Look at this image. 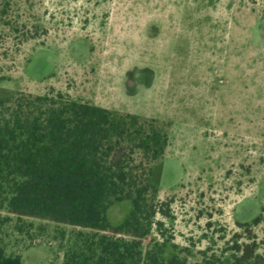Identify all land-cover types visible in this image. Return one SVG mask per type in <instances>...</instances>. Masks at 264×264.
I'll list each match as a JSON object with an SVG mask.
<instances>
[{"label":"rangeland","instance_id":"obj_1","mask_svg":"<svg viewBox=\"0 0 264 264\" xmlns=\"http://www.w3.org/2000/svg\"><path fill=\"white\" fill-rule=\"evenodd\" d=\"M0 76V100L54 89L165 123L153 180L172 216L145 247L169 239L194 263L251 228L264 254V0H0ZM1 215L8 254L62 264L72 225Z\"/></svg>","mask_w":264,"mask_h":264},{"label":"trees","instance_id":"obj_2","mask_svg":"<svg viewBox=\"0 0 264 264\" xmlns=\"http://www.w3.org/2000/svg\"><path fill=\"white\" fill-rule=\"evenodd\" d=\"M169 140L157 118L118 114L63 91H21L1 99L0 220H10L1 215L6 211L72 225L62 264H264L251 228L246 241L207 248L194 263L169 239L154 237L145 247L154 225L162 230L158 214L172 216L153 180ZM123 200L131 201V210L113 224L108 210ZM0 264H23L1 239Z\"/></svg>","mask_w":264,"mask_h":264}]
</instances>
